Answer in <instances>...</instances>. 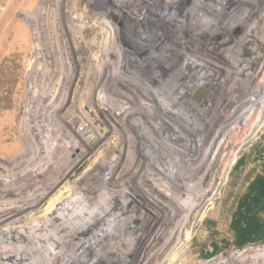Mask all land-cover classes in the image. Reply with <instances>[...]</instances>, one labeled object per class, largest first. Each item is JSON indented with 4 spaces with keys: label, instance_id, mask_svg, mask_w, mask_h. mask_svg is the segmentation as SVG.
<instances>
[{
    "label": "built area",
    "instance_id": "built-area-1",
    "mask_svg": "<svg viewBox=\"0 0 264 264\" xmlns=\"http://www.w3.org/2000/svg\"><path fill=\"white\" fill-rule=\"evenodd\" d=\"M207 1L210 3L204 4L207 15L216 16L221 23L215 24V19L208 18L207 24L198 23L195 17L201 14L196 9L193 12L192 5L185 30L193 36L206 31V38L215 35L214 38L225 40V52L234 45L230 53L234 52L233 58L240 63L239 71L250 73L244 92L264 102V0ZM176 15L174 20L181 24L180 13ZM192 22L198 28L194 26L193 30ZM150 24L144 23L143 30L136 32V36L143 34L146 41L135 39V44L127 45L128 50L121 48L126 60L121 58L117 46L112 45L101 51L95 69L90 66L81 69L83 63L70 45L64 44L60 49L50 41H33L18 123L19 148L16 153H0V264L17 254L50 257L49 232L45 233L39 225L52 230L53 217L39 216V210L46 207L78 206L82 202L83 206L92 204L111 209L144 207L153 214V208L160 206L144 196L155 192L158 185L164 186L166 179L161 146L165 112H175L172 120L182 122L181 111H186L185 120L188 119L189 124L195 121V114H191V108L181 100L170 102L171 98L167 104V91L169 88L177 91L181 79H185V84L187 76L190 82L194 76L193 73L188 75L186 67L190 62L196 65L194 74L199 66L214 73L217 69L224 70L229 57L226 53L217 55L206 41L207 47L201 54L188 49L176 29L162 45L160 34L149 28ZM259 47H262L261 52ZM185 49L192 54L184 53ZM171 54L168 60L171 63L166 64L165 58ZM216 76L220 81L222 73L219 71ZM252 78L256 81L249 86ZM172 83L174 86L170 85ZM186 89L192 99L197 90L193 84H188ZM208 90L210 97L206 105L210 111L213 99L218 100V97L222 104L220 109L227 107L219 94L214 98L218 91L216 86L211 85ZM171 105L173 108L169 107ZM107 108L111 109L109 114L104 113ZM42 111L46 113L39 114ZM103 115L109 119L103 120ZM263 121L264 116L259 123ZM106 128L111 129L114 146L102 162L103 145L109 141ZM91 156L94 157L92 166L79 173ZM77 192L81 198L70 202L69 195ZM149 204L152 209L147 210ZM162 206V211L156 213L164 215ZM122 217L129 229L125 240L119 238L117 244L110 243L107 236L100 237L96 230H85L78 237L68 233L53 246L57 257L54 264H60L61 256L73 253L82 257L75 264H146L152 220L134 232L128 224L131 215L126 212ZM49 260L51 262V258ZM13 263L21 264L22 260L16 258Z\"/></svg>",
    "mask_w": 264,
    "mask_h": 264
},
{
    "label": "rangeland",
    "instance_id": "rangeland-1",
    "mask_svg": "<svg viewBox=\"0 0 264 264\" xmlns=\"http://www.w3.org/2000/svg\"><path fill=\"white\" fill-rule=\"evenodd\" d=\"M206 1L0 0V153H15L19 148L18 123L21 117L26 72L30 53L33 49V41H38L39 43L41 41L43 43L50 41L52 45L60 47V49H63L62 45L64 44L66 46L70 45V48L73 49L74 47L76 49V56L80 57L83 63L81 64V66L83 65L81 69L86 70L87 66L95 69L100 62V53L104 48H110L113 45V47L117 46L120 52L122 49L124 51L128 50L129 47L127 45L135 44L136 32L143 30L144 23L150 22L152 25L150 24L149 28L160 34L158 37L162 45H164V41L168 37L175 34L174 31L176 29L178 31L176 32L177 35L179 36V33H181V40L183 39L182 41L188 46V49L190 47L201 54L207 47L205 41L208 42L206 39L210 38L209 35L206 38V31L202 33L200 27L201 36H193L185 30L184 25L190 21L189 17L192 11H189V7L192 5L193 12L196 9L201 14L195 17V19H198L197 22L208 23L206 19H210V16L207 15V6L204 5ZM209 4L206 3V5ZM166 9L170 11L167 22L164 19L165 21L159 20L158 24L160 25L155 24L157 23L155 20H158L156 17L159 14H163ZM177 13L178 15L180 13L179 17H181V24L183 25L177 24L176 20H174ZM205 15H207L206 18H204ZM213 17L216 16L213 15ZM221 17L223 18V16ZM218 21V23H221V19ZM194 26L195 29L198 28L192 22L191 28L193 30ZM214 42L221 46L224 41L219 39ZM209 47L211 48V46ZM259 51H262V47H259ZM244 52L243 50L242 56ZM184 53L191 54L186 49ZM130 56L128 55V58ZM71 57H73V53H71ZM121 58L126 60L127 57L121 52ZM170 58H172V54L165 58L166 64L171 63V61H168ZM200 68L203 69L199 73L207 72L205 71L207 70L206 67L200 66ZM229 69L232 72L231 68ZM201 79L203 82L204 79ZM231 80L233 78H230L229 82ZM255 81L256 78L250 79L248 85L250 86V82L254 83ZM170 85L174 86V83ZM237 86L241 85L237 84ZM236 90L237 88L232 91L235 92ZM171 96L168 90V101ZM252 101H255V99L253 98ZM200 108L204 112L200 113L199 119L197 115L196 118H193L195 119L192 122L194 126L193 128L189 126L192 132H181L171 140V142H179L178 146L180 147L178 150L171 149L173 153L176 152V155L181 158L178 160V158L174 157L177 160L176 166L184 171L188 170L189 176L183 177L184 185L176 186L175 190H170L169 188L168 191L172 193V196L165 197L164 195L156 198L158 201L161 199L162 209L165 212L164 219H162L159 226L162 229L165 228L168 220L172 219L170 217L175 216L174 220H177L180 215L176 214L177 211L174 208V204L183 199L188 200V197H194L199 190L204 191L203 200L209 197H212L213 200L209 201L208 205L204 203L205 208L202 210L204 216L201 219L198 218L192 225H187V229L192 232V237L189 240L175 242L176 244H172L170 250H166L168 254H164L165 256L156 255L155 257L152 253L148 255L150 251L148 246L146 264H157L158 257L160 262L163 261L161 264H229L227 260L229 254L246 247L264 245V121L259 123L258 119L254 122L252 120L257 113V106L256 104H247L244 107L241 119L236 123L238 125L236 126L235 134H231L229 140L225 139L220 149L215 151L214 154L211 152H214L216 142L212 143L211 140L218 126L222 123L223 114L225 115L227 112H225V108L222 110L220 107L217 108L215 117L208 126L204 127L202 122L213 113L210 110L205 111L203 104H201ZM110 112L111 109L107 108L104 113L109 114ZM42 113L45 114L46 112H39V114ZM102 119H109V117L103 115ZM182 122L184 123L185 121L183 120ZM106 129L109 141L107 142L106 140L103 145L102 162L105 157L110 155L114 146L111 141L113 135L111 129ZM250 131L253 132L250 133ZM192 141L194 146L192 151L195 153L191 152L190 156L187 147H191L189 144ZM238 142L240 144H237ZM234 144L238 146V149L236 148V159L223 172L226 158H229L234 150ZM93 159V156L89 157L78 172L80 173L89 165L92 166ZM168 161V166L169 163L170 165L173 164V161H169V163ZM168 176H171V174ZM73 186L70 184L71 188ZM69 196L72 202L81 198L78 192ZM63 207L64 210L61 209ZM46 208L39 210V212H43H40L39 216L58 215L60 212H65V215H67L70 210L79 209L80 207L70 205L67 209L65 206H57L56 211L58 213L54 214L52 212L47 213L49 209ZM200 208L201 206L197 207L198 210ZM149 220L153 222L149 227L151 234L156 228L158 229L159 223H155L154 219L148 218L146 224H148ZM56 221L54 223L52 221L51 231L55 230V232L59 233L58 224L61 220ZM122 226L121 224H116L117 228ZM41 227L46 229L43 224ZM86 227L87 229L85 230H89V226L87 225ZM123 228V231H119L118 239L128 235L129 230L127 227L125 228L124 226ZM82 232L80 231L78 236ZM72 235L77 237V234ZM162 235L163 233L158 236L159 238L156 236L151 242L156 248L163 242L162 238L164 235ZM121 240L125 239L121 238ZM111 242L116 243L119 240H112ZM153 251L155 250L153 249ZM34 255L39 256V259L43 257L42 255L40 257L39 254ZM77 257L78 261L71 260L75 257L69 255L67 257L68 263L75 264L79 262L80 255ZM164 257L165 260L163 259ZM170 258L171 260H169ZM10 259L9 257L6 261L9 263ZM67 260H64V263L68 264Z\"/></svg>",
    "mask_w": 264,
    "mask_h": 264
},
{
    "label": "bare ground",
    "instance_id": "bare-ground-1",
    "mask_svg": "<svg viewBox=\"0 0 264 264\" xmlns=\"http://www.w3.org/2000/svg\"><path fill=\"white\" fill-rule=\"evenodd\" d=\"M169 12L170 11L166 9V10H164L163 14H159L158 17H156L158 20H155L157 22L155 24L160 25V24H158L159 20H164V19H166V22H167ZM209 16H210V20L215 19L214 23L218 24L219 18L213 17V15H209ZM214 36L215 35H213V36L211 35L210 38H208L206 40L208 41L207 43L210 44L208 46H211V49H213L217 55H221V54L226 53V55L229 57L228 59H226V64H225L226 66L223 68L224 70L217 69L216 71H214L211 80L208 81V84H206L205 80H203V82L201 81L202 79L200 81L198 80V76L200 75L199 72H202L200 70L203 68H200V66H199V68H197V70H196V74H194L195 69L193 71V68H195L196 65L192 64V62H190V65L188 67H186L188 72H189L188 75H190L191 73H193V75H194L192 79L190 78L191 79L190 82H188L189 76H187L185 84H184L185 79H181V85L177 91L173 88L168 89V90H170V96L172 95L170 97V99L172 98V101H170V102H173V100H174L176 103V101L181 100L182 102L185 103V105L188 108H191V114L194 113L195 117L197 115L198 119H199L200 113L204 112V110H201V108H200L201 104H203L205 111L209 110L210 108L208 105H206L207 100L203 99V97L199 101H197V100L194 101L193 98L192 99L189 98V96L191 95V92L189 91V89H186L188 87V84H189V86L191 84H193L194 88L196 90L200 87L201 82L204 83V85L206 86L204 88H207V90L211 85H213L214 87L216 86L218 88V91L216 93H214V98H215V94H216V96H217V94H219L221 96V98H223L225 100L224 104L227 105V107L225 108V109H227V114H225V115L223 114L222 123L218 126V129L215 131V134L213 135V138L211 140L212 143L214 141L216 142L215 147H214V152H211L213 154L215 153V151H218L220 149L222 143H224V140L225 139L229 140L230 135L231 134L233 135V133L235 132V130L237 128L236 126L238 125V124L236 125V123L240 121L241 115L244 111V107H246L247 104H249V105L250 104H252V105L256 104V106H258L259 102H261V99H258V102H257V100L252 101L253 97L247 95V93L244 92L246 90V89H244L245 84H246V79H248V76L250 75V73L243 74L242 72H240L241 70L239 71L240 63L237 61V59L233 58L234 52L230 53L232 48H234L235 46L232 45L231 50L225 52V50H224L225 40H224V42L221 43V46H219L217 43L214 42V41L219 40V39L216 38V40H215ZM137 38H139V39H137ZM146 39L147 38H145L143 36V34H139L136 36V40L146 41ZM235 44H237V43H235ZM229 68H231L232 72L230 71ZM173 71H175V70H173ZM205 71L210 72L211 70L207 69ZM219 71L222 73V78L220 79V81H218L217 76H216ZM207 72L205 74H207ZM174 77L176 80L177 77L176 76H174ZM199 77H201V76H199ZM230 78H233V80L229 82ZM237 82L238 83L240 82L241 86H237V84H236ZM235 88H237L238 91L236 90L235 92H233L232 90ZM206 98H207V95H206ZM213 100L215 103L212 104L211 113H213L214 116L212 117L211 115H209V116L207 115L208 116L207 119H204V122H202L204 127L208 126L210 121L215 117V110H214L215 107L218 104L219 105L221 104V102H220L221 100H219V97H218V100H215V99H213ZM170 102L167 100V104ZM186 102L189 103L190 106H188V104ZM172 105L169 107L171 108ZM221 105L219 106L220 108L222 107ZM188 108H187V110H189ZM263 110H264V102L262 101L260 106H259V109L257 110L255 117L252 119L253 122L257 121V119L259 122L260 119L263 118V116H264ZM174 114H175V112L169 111V113H168V110H167L165 112V120H163V124L161 123V125H162L161 128L163 130L161 146L164 150L165 163H166V164H164L165 167L163 169V171H164L163 173L165 174V178H166L164 180V186L158 185L156 190H153L155 192H151V194L146 193V195L144 196V198H146L150 201H153V202L155 201L156 204L159 203L160 206L157 208H153L155 211L151 210L152 212H155L153 214L147 212L144 207L138 208L139 210L146 212L148 214V218L154 219L155 223H157V222L159 223L158 229L157 230L155 229L154 232L150 234V236H149L150 242L148 244V246L150 248L148 255H151V253H152L155 257H156V255H158V256H161L164 254L167 255L168 251H166V250H170L172 248V244H174L175 242L189 240L192 237V232L187 229V225L188 224L192 225L195 222V220H198V218L201 219L204 216L202 210L205 208V204H207L209 201L213 200L212 197H209V198L203 200L204 199L203 198L204 191L202 192L201 190H199V191L196 190L197 192L195 193L194 197H188L187 198L188 200L183 199V200H180L179 202H177L176 204H174V206H175L174 208L177 211L176 214L180 215V217L177 220H174L175 216H173V217H170L172 219H169L171 221L168 220L167 226L165 228L162 229L159 226L161 224L162 219H164V215H162L160 213H156L158 210L162 211L161 210V202H160V200L158 201L156 198H159L160 196H164V195H165V197L166 196H172V193L170 191H168L169 188H170V190H172V189L175 190L176 186L184 185L185 181H183V177H186V175H188V173H187L188 170L184 171V170H182L176 166L177 160L175 158H178V160H180L181 158L176 155V152L173 153L171 151V149L174 148V149L178 150L180 147L178 146L179 142H171V140H173V138H175L176 135L180 134L181 132L182 133L184 131L192 132L191 127L193 128L194 124L188 123V125H187L188 119L185 120L186 112L181 111V115H183V117H184L182 119L185 120L184 123L172 120ZM123 115H124V113H123ZM221 118H222V116H221ZM197 124H198V122H197ZM189 126H191V127H189ZM251 132H253V131H250V133ZM197 141H199V140H197ZM237 144H240V142H238ZM237 144H234V150L231 152L229 158H226L227 160H226V164L224 166V169L222 170L223 172H225L231 166V164L234 162V160L236 159L235 155H236V151H237L236 148L238 147ZM189 145H191V147L188 146L187 149L189 151L188 154L190 155L191 152H193L192 150L194 149L193 141L190 142ZM196 147H198V146H196ZM193 153H195V152H193ZM168 159L170 162L173 161V164L170 165ZM167 161L169 163V166L167 165ZM193 163H194V161H193ZM169 174H171V176H168ZM184 180H186V179H184ZM141 202H145V201L142 200ZM70 205H73V204H69V206ZM79 205L77 206L78 208L80 207L79 209L76 208L74 210H70V212L67 215H65V212L58 213L56 211L57 205H55L53 207L46 208V209H49V211L47 210V213H49V212L50 213L52 212L53 214L56 212L58 213V215H51V217H53V223L56 220H58V221H59V219L61 220L58 224L59 233L55 232V230L51 231V229L50 230L44 229L45 233L49 232V235L47 237H50V241H51L50 244L52 245L51 250H50V252H51L50 257L44 255L41 259H39V256H35V255L33 256V254L31 257L25 256V255L23 256V254H21V255L17 254L16 257L14 255L10 256V258L12 259V260L10 259V261H11L10 263H8V261H6V262H3V264H14L13 260L16 258H19L20 260H22L21 264H54V261L57 260V257H56V252L53 249L54 248L53 246L60 243V241L64 238L65 234L66 235L68 233L69 234L70 233L71 234H77V237H78L80 231L84 232L85 229H87V227H86L87 225L89 226L88 231L96 230L95 232H97V233L99 232L100 237L104 238L105 236H107L110 243H114L111 241L112 240H114V241L119 240L118 239L119 231H121V230L123 231L124 226H125V228L127 227V224L125 223V220L122 216L126 215V212L129 215H134L132 212L136 210V207L135 208L124 207L122 209L121 208L120 209H117V208L111 209V208H106L105 206H94L92 204L89 206H83L82 202ZM151 205L152 204H149L148 206H146V209L149 210V208H150L149 206H151ZM199 206H201V208L198 210L197 207H199ZM66 207L68 209V206H65V208ZM61 209L64 210V207ZM69 209H70V207H69ZM150 209H152V208H150ZM5 210H7V209H5ZM44 212H46V211H44ZM41 213H43V212H41ZM64 216H67V217H64ZM116 224H121L123 226L117 228ZM145 225H146V221H145ZM41 226H42V224H41ZM124 232H126V231H124ZM162 233L165 237L162 235L163 236V238H162L163 242L156 248L155 245L152 244L151 242H152L153 238H155L156 236L158 237ZM46 235L47 234H44V236H46ZM125 236H127V235H125ZM125 236L121 237V238L125 239ZM158 238H156V239H158ZM153 249L155 251H153ZM73 254H70V255L72 257H75V258H73L71 260H77L78 261V257H77L78 255L76 253H73ZM170 254H171V252H170ZM180 255H182V254H180ZM49 258H51V262H50ZM81 258L82 257H80V260H81ZM67 259H68L67 256H61L59 263L64 264V262H65L64 260H67ZM163 259L165 260V257ZM173 259H175V258H173ZM157 260H158L157 264L163 263V261H161V262L159 261L160 260L159 257ZM169 260H171V258ZM227 260L229 261V264H264V245L256 246V247H246L244 249L237 250V251L233 252L232 254H229L227 257ZM67 261L69 262V260H67Z\"/></svg>",
    "mask_w": 264,
    "mask_h": 264
},
{
    "label": "water",
    "instance_id": "water-1",
    "mask_svg": "<svg viewBox=\"0 0 264 264\" xmlns=\"http://www.w3.org/2000/svg\"><path fill=\"white\" fill-rule=\"evenodd\" d=\"M202 78L208 82L211 80L213 73L212 72H207V74L204 73H200ZM199 80H201V77H199ZM204 85V83L200 84V87L197 89V91L194 93L193 95V99L196 101H199L202 97L203 99H207L209 98V90H207V88ZM207 95V98H206ZM130 208H134V207H130ZM134 215H131L130 220L128 221V224L130 226V228H132L134 230V232L141 230L144 225H145V221H147L148 219V214L142 210L136 209L135 211L132 212Z\"/></svg>",
    "mask_w": 264,
    "mask_h": 264
}]
</instances>
